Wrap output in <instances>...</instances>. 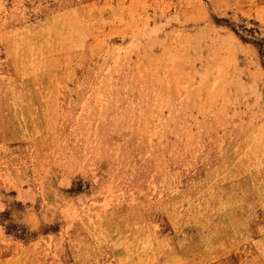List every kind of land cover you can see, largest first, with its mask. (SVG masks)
Listing matches in <instances>:
<instances>
[{"label":"rangeland","instance_id":"1","mask_svg":"<svg viewBox=\"0 0 264 264\" xmlns=\"http://www.w3.org/2000/svg\"><path fill=\"white\" fill-rule=\"evenodd\" d=\"M0 87V264H264V0H0Z\"/></svg>","mask_w":264,"mask_h":264},{"label":"bare ground","instance_id":"2","mask_svg":"<svg viewBox=\"0 0 264 264\" xmlns=\"http://www.w3.org/2000/svg\"><path fill=\"white\" fill-rule=\"evenodd\" d=\"M109 70V69H108ZM106 72V71H105ZM107 74V73H106ZM109 76V75H108ZM33 80V79H32ZM20 81V80H19ZM38 81V80H37ZM56 81V80H55ZM56 83V82H55ZM54 83V84H55ZM53 87V86H52ZM57 87V86H56ZM0 90L2 92H4L7 97L5 99V102L7 104V106L9 107H16L15 109V115L16 116H20L19 115V109L20 108H28L27 105L24 107H20L22 105H24V96L22 94H17L16 95V99H12L10 98V92L9 90H6L4 88L0 87ZM13 93V92H12ZM24 110V109H23ZM7 111H10L9 108H7ZM11 112V111H10ZM21 117H8V115H3L1 117V126L3 129L8 128V130L12 131V133L16 136L17 133L15 132V130H20V131H25L26 128V123L22 124V120L20 119ZM51 122V121H50ZM41 129H45V124H37ZM34 126H30V128L34 129ZM159 126V125H158ZM157 128V127H156ZM159 128V127H158ZM48 129V127H47ZM52 129V128H51ZM155 128H153L154 130ZM156 130V129H155ZM155 134V133H154ZM18 136V135H17ZM157 137V136H156ZM150 139V138H149ZM159 139V137H158ZM152 147V146H151ZM148 151V150H147ZM147 153V152H146ZM148 154V153H147ZM220 156V155H219ZM111 159V158H110ZM223 159V158H222ZM127 167V166H126ZM220 167L222 169H224L223 167V163L220 165ZM160 170V169H159ZM221 170V169H219ZM166 171V170H164ZM179 172V171H178ZM161 173V172H160ZM165 173V172H164ZM167 173V172H166ZM172 173V172H171ZM175 173V172H174ZM178 174V173H177ZM164 175V174H163ZM210 174H208L209 176ZM168 176V175H167ZM170 176V174H169ZM174 176V175H173ZM207 176V177H208ZM164 177V176H163ZM177 177V175H176ZM180 177V176H179ZM178 179V178H177ZM222 179V178H221ZM158 180V178H157ZM179 180V179H178ZM224 180V179H222ZM166 181V180H165ZM161 182H159L160 184ZM167 183V182H166ZM226 183V182H225ZM163 184V183H162ZM169 184V183H168ZM208 185H206V187H210L211 189H216L215 186H212V182L208 181L207 182ZM205 192V191H204ZM208 192V191H207ZM205 192L207 195L208 193ZM199 194V193H198ZM203 197V196H202ZM222 194L221 193H214L212 195V200H213V205L214 206H218V205H222ZM206 199V198H205ZM204 199V200H205ZM190 200V199H189ZM207 202L206 204H204V206H197L195 204H192V201L190 203V215H191V221L197 222L198 224H200V226L205 227L206 223L208 220H210L213 214V206L212 203H210V201L208 199H206ZM217 212V211H216ZM174 213V212H173ZM216 214V213H215ZM190 218V217H189ZM91 219V218H90ZM190 221V222H191ZM175 222V221H174ZM177 222V221H176ZM169 223V222H168ZM193 223V222H192ZM175 224V223H173ZM188 224V223H187ZM209 224V223H207ZM226 224V219L224 217V215L219 214L215 220V224L213 226H210L206 229H204L201 234H199V237H193L194 243H191V245L193 246V250L194 253L197 255L199 252H201L202 250L205 251V255L210 256V255H214L215 253L218 254L219 252H224V247L226 244V240L223 239V230H224V226ZM178 225V224H177ZM176 225V226H177ZM191 225V224H190ZM183 226V225H182ZM179 227V225H178ZM178 229V228H177ZM202 230V229H201ZM212 246H220L221 250H215L213 249Z\"/></svg>","mask_w":264,"mask_h":264}]
</instances>
